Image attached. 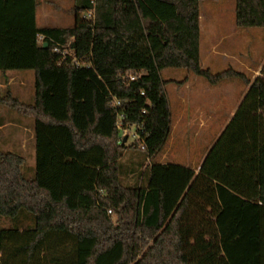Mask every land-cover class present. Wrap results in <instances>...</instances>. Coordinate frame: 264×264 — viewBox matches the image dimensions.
Masks as SVG:
<instances>
[{
  "label": "trees",
  "instance_id": "obj_1",
  "mask_svg": "<svg viewBox=\"0 0 264 264\" xmlns=\"http://www.w3.org/2000/svg\"><path fill=\"white\" fill-rule=\"evenodd\" d=\"M203 1L95 0L86 19L73 0L60 28L37 26L38 0H0V73L34 72L33 102L6 105L33 119L34 167L0 150V264H264V63L252 81L200 67ZM235 23L264 28V0H235ZM167 69L247 86L197 172L154 161Z\"/></svg>",
  "mask_w": 264,
  "mask_h": 264
},
{
  "label": "rangeland",
  "instance_id": "obj_2",
  "mask_svg": "<svg viewBox=\"0 0 264 264\" xmlns=\"http://www.w3.org/2000/svg\"><path fill=\"white\" fill-rule=\"evenodd\" d=\"M39 5L36 9V24L38 27H60L66 28L72 25L73 15L71 13L72 0H38ZM201 14L200 37H199V63L200 67L208 70L211 74L221 73L228 69H233L243 73L250 81L260 75L261 66L264 63V28L242 29L235 23V0H205L199 5ZM169 74H174L180 79L189 75L190 79L197 77L199 83L215 89L217 100H226V96L232 100L238 98L246 85L238 79L225 80L216 86L210 85L203 78L189 74L183 69H172L161 72V77L166 82V89L170 91L173 84L167 82ZM7 77V78H6ZM221 93V94H220ZM0 95L7 100L0 105V118L4 117L5 122L16 124L22 122L32 125L33 119L17 113L14 109H9L10 99H15L21 104H30L34 100V72L31 70L0 73ZM229 100L220 105V111L228 110ZM207 115V114H206ZM205 115V116H206ZM206 118V117H205ZM207 128V127H206ZM206 128H202L201 132ZM194 129H191L187 137V145L182 149L187 156L193 155L195 147L192 138ZM23 132V131H22ZM121 136L126 139V146H130L136 138L134 127L122 130ZM24 139L31 141L30 128L23 132ZM1 136V135H0ZM4 136V135H3ZM27 143V142H26ZM200 143V140H198ZM31 144H27V150L23 155L25 165L34 167V152L29 149ZM32 146L34 143L32 142ZM200 147V148H199ZM170 148L168 140L165 142L163 151ZM180 150V147H179ZM18 152V151H17ZM156 161V159H154ZM148 164V161L146 162ZM32 173L25 176L31 177ZM9 221L0 222V227H11Z\"/></svg>",
  "mask_w": 264,
  "mask_h": 264
},
{
  "label": "crops",
  "instance_id": "obj_3",
  "mask_svg": "<svg viewBox=\"0 0 264 264\" xmlns=\"http://www.w3.org/2000/svg\"><path fill=\"white\" fill-rule=\"evenodd\" d=\"M200 20L201 14L199 12V30ZM175 77L174 74H169L167 82L173 84L170 85V91H167L166 85L164 86L170 114V130L167 138L170 148L158 154L155 159L161 164H176L197 172L206 152L235 115L247 92V86L239 92L238 98L234 100L231 98L230 101V97L226 96V100H229L228 103L230 104L226 112H221L220 105H223L226 100H220L221 98L217 100L219 95H217L218 91L213 89L214 87L209 88L199 83L195 76L193 79H190L189 75L180 79ZM27 127L29 128L28 124L22 122H16V124L6 122L0 126V150L13 153L18 151L17 153L23 156L27 150L26 145L31 143L23 136ZM202 128H206V130L201 132ZM191 129L195 130L192 134V138L195 140L194 146L204 147L203 149L200 147V149H195L193 155L187 156L181 148L187 145V137ZM31 152H33L32 149Z\"/></svg>",
  "mask_w": 264,
  "mask_h": 264
},
{
  "label": "built area",
  "instance_id": "obj_4",
  "mask_svg": "<svg viewBox=\"0 0 264 264\" xmlns=\"http://www.w3.org/2000/svg\"><path fill=\"white\" fill-rule=\"evenodd\" d=\"M90 3L92 5L91 11H89V12H87V13H85L83 15V17L86 18V19H94L95 0H90ZM42 39H43L42 36H39L38 37V42L41 43ZM53 50H54V52L61 54V59L59 61H64L66 56L68 55V56H72L71 62H72L73 65H75V66H79L80 65L79 61L76 58L73 57V55H72L73 53L72 52H69V51H66V50L61 51L59 48H56V47Z\"/></svg>",
  "mask_w": 264,
  "mask_h": 264
},
{
  "label": "water",
  "instance_id": "obj_5",
  "mask_svg": "<svg viewBox=\"0 0 264 264\" xmlns=\"http://www.w3.org/2000/svg\"><path fill=\"white\" fill-rule=\"evenodd\" d=\"M43 46H45V47H46V46H47V44H46V43H44V44H43ZM125 141H126V139L124 138V139H123V143H124Z\"/></svg>",
  "mask_w": 264,
  "mask_h": 264
}]
</instances>
